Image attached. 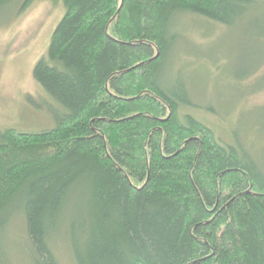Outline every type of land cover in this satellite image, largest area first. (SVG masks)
I'll use <instances>...</instances> for the list:
<instances>
[{
	"label": "trees",
	"instance_id": "trees-1",
	"mask_svg": "<svg viewBox=\"0 0 264 264\" xmlns=\"http://www.w3.org/2000/svg\"><path fill=\"white\" fill-rule=\"evenodd\" d=\"M61 2L32 74L64 111L50 129L0 130V264L17 214L32 264H61L60 232L75 264H264V168L164 75L177 17L232 27L264 1Z\"/></svg>",
	"mask_w": 264,
	"mask_h": 264
},
{
	"label": "rangeland",
	"instance_id": "rangeland-1",
	"mask_svg": "<svg viewBox=\"0 0 264 264\" xmlns=\"http://www.w3.org/2000/svg\"><path fill=\"white\" fill-rule=\"evenodd\" d=\"M21 2L9 0L0 8V130L36 132L54 127L64 111L32 74L64 7L61 0H32L21 9ZM263 7L232 27L197 15L177 17L174 27L180 38L164 72L172 74L171 88L183 82L190 89L197 105L190 111L199 121L226 142L239 140L262 168L264 36H256L254 28L259 20L264 29ZM11 223L3 239L7 260L32 264L23 218L14 215ZM62 235H56L52 246L61 264H75Z\"/></svg>",
	"mask_w": 264,
	"mask_h": 264
}]
</instances>
